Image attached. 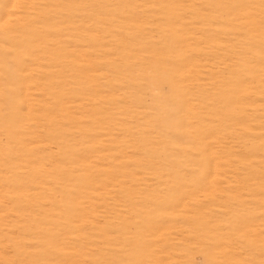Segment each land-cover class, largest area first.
I'll list each match as a JSON object with an SVG mask.
<instances>
[{"label": "rangeland", "instance_id": "374dc122", "mask_svg": "<svg viewBox=\"0 0 264 264\" xmlns=\"http://www.w3.org/2000/svg\"><path fill=\"white\" fill-rule=\"evenodd\" d=\"M0 264H264V0H0Z\"/></svg>", "mask_w": 264, "mask_h": 264}]
</instances>
